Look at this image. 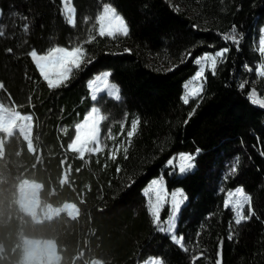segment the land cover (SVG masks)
<instances>
[{
	"label": "trees",
	"instance_id": "1",
	"mask_svg": "<svg viewBox=\"0 0 264 264\" xmlns=\"http://www.w3.org/2000/svg\"><path fill=\"white\" fill-rule=\"evenodd\" d=\"M104 2L125 19L128 35L96 36L86 44L92 62L86 59L87 67L67 87L50 90L31 58L15 47L17 37L0 38V106L32 116L28 141L17 130L0 132V264H22L25 238L53 241L57 264H143L150 257L163 264H215L221 240L222 264H264V107L248 99L252 89L264 98V79L252 85L261 60L255 43L264 26V0H74L76 29L65 24L59 0H0V21L10 26L8 32L20 24L13 13L28 16L29 45L66 46L85 38L81 17L95 14ZM233 26L242 37L239 50L222 39ZM9 46L15 54L5 51ZM225 47L229 52L215 74L204 75L202 98L183 103L184 82L198 71L194 59ZM103 71L111 72L120 101L105 94L91 100L87 82ZM94 104L108 117L103 132L111 127L116 135L124 123L117 138L124 146L132 119H139L127 159L124 146L115 160L107 149L83 159L67 150L75 124ZM178 153L194 154L195 167L167 176L166 163ZM237 156L236 173L228 175ZM163 171L167 189L180 188L187 197L176 232L185 236L187 252L156 229L146 207L142 190ZM23 182L39 184V208L72 204L76 217L61 212L33 221L18 203ZM237 187L251 195L254 211L238 226L223 204V193ZM167 213L166 206L162 221ZM199 252L203 256L194 261Z\"/></svg>",
	"mask_w": 264,
	"mask_h": 264
},
{
	"label": "snow or ice",
	"instance_id": "2",
	"mask_svg": "<svg viewBox=\"0 0 264 264\" xmlns=\"http://www.w3.org/2000/svg\"><path fill=\"white\" fill-rule=\"evenodd\" d=\"M59 12L66 25L73 29L78 26L77 23V8L74 4V0H59ZM13 16L20 20V24L17 29H12L6 32V28L10 26L5 25L0 21V38H9L15 35L17 37L15 47L21 49L25 55L31 58L39 71L40 76L46 82L47 87L50 90L59 89L61 87H67L71 79L75 74L84 70L87 67V63H91L92 60L88 59V53L85 45L91 43L96 36L108 37L115 39L118 36L128 35V26L125 19L117 12L116 8L110 3L104 2L100 5L95 14H87L81 17V25L87 27H81L80 31L84 34L85 38H74L67 42L66 46L60 45L58 42L49 41V46L42 49H36L34 46L29 45V41L26 38L30 32V20L28 16H22L19 13H13ZM24 35L21 36L19 33ZM261 37L259 41V53L261 60L257 63L255 72L257 76L264 77V28L260 29ZM242 37L236 31V27L233 26L229 33L222 35L224 41H231L237 46L239 50V43ZM8 53H13V46H9L5 49ZM125 51H129L125 49ZM229 52V48L217 50L214 54L204 53L202 56L196 57L194 63L199 66L195 75L184 84V94L181 99L183 103L188 104L191 99L201 97L206 84V77L204 73L207 70L212 71L215 74L217 63H222L226 53ZM15 54V53H13ZM190 55V53H189ZM247 67V70L251 72L253 69ZM111 72L103 71L94 75L88 82L87 87L90 90L91 100L98 101L100 91L106 92V94L116 100H120L119 87L109 82ZM241 89L245 87V83H241L239 86ZM0 90H5V85L0 81ZM202 98V97H201ZM248 99L251 103L264 107V98H260L257 95L255 89H252L248 93ZM8 100L14 105V101L11 100V94H8ZM0 104H4L3 99L0 98ZM198 106V105H197ZM195 109H193V112ZM193 113H189L191 117ZM32 118L31 115L28 117ZM108 117L104 115L102 109L97 106H91L90 110L84 115L83 119L76 123L74 126L75 134L72 137L70 143L67 145V150L78 154V158L83 159L86 154H102L105 149L108 150V158L115 160L121 151V147L125 145L124 140H120L119 143L112 145L108 144V141H115L118 137L124 135V123L120 124V131L113 135L112 128L109 127L106 132L102 131L104 121ZM140 121L138 118H134L131 121L129 130L127 131L126 144L123 147L124 158L127 159L128 148L131 146L132 137L138 129ZM67 131V129H65ZM199 149L196 150L198 155ZM195 155L194 154H179L178 157L169 159L167 164L173 168L178 167L181 174L190 172L195 167ZM264 155V151L261 152ZM177 163L174 164L173 161ZM239 164V157H235L228 175L236 173ZM120 169L117 168V172ZM227 179V176L225 177ZM134 182V181H133ZM129 186H131L129 184ZM221 191H224L222 188ZM143 194L147 197L146 207L152 217L153 224L159 232L167 233L170 236L171 241L178 245L185 252L189 251L185 244V236L176 234L177 232V220L179 219V213L181 206L187 200L182 190H174L171 193L168 192L164 183L163 176L157 179H153L143 189ZM252 197L250 194H246L243 187H237L234 191H228L224 200V207L231 208L234 214V224L240 225L242 222L251 219L254 215V211L251 206ZM170 205V212L166 220H161V210L165 202ZM247 207V215H245V208ZM229 228L232 229V222L229 224ZM199 237L200 233L196 234ZM228 239H233L232 231L228 235ZM191 243V242H189ZM196 247H199L198 241ZM222 248L223 241L221 240L218 245L217 260L215 264H222ZM195 251V249H193ZM203 256V252L197 253L193 260H198ZM144 264H163L159 259L147 260Z\"/></svg>",
	"mask_w": 264,
	"mask_h": 264
},
{
	"label": "rangeland",
	"instance_id": "3",
	"mask_svg": "<svg viewBox=\"0 0 264 264\" xmlns=\"http://www.w3.org/2000/svg\"><path fill=\"white\" fill-rule=\"evenodd\" d=\"M262 28H264V26ZM260 29L256 32L257 38H256V43H255V49H256V51L258 53H259L258 49H259V46H260L259 45V41H260V37H261ZM259 55H260V53H259ZM198 68H199V66H198ZM207 71L212 72V71L206 69L205 73ZM205 73H204V75H205ZM255 75H256V79L254 80V83L252 84L253 86L254 85L256 86V84H258V82H260V80L264 79V77L257 76L256 72H255ZM192 77L187 79L184 82V84L187 81H189ZM101 94L107 95L106 92H104V91H100L98 93V95H101ZM108 97L113 99V100H115V101H120V100H116V99H114V98H112L110 96H108ZM2 112L0 113L1 116H6V117H9V118L11 117V118H14V119H20V123L19 124L20 125L22 124L23 127H22V129H18L17 128L18 129L17 131H19L20 134L28 141L29 134H30V129H31V123H30L31 121L30 122L27 121L25 117L19 116L17 113L7 112L5 110H3ZM16 114H17V117H15ZM13 127L14 126L12 125L11 128H13ZM3 128H5V127L3 125H0V132L5 133V131H3L4 130ZM13 132L14 131L10 130L9 132H7L5 134L6 135H10ZM122 140H124V139H122ZM108 142H109L110 145H112V144H115V143H119L120 141H118V139H117L115 141H108ZM29 147H30V149L32 148V146L30 144H29ZM179 154H181V153L173 155L170 159H172L174 157H178ZM184 154H188V153H184ZM173 163L176 164L177 161L174 160ZM166 168H167V170H166L167 176H171L173 173L176 176H183L184 175V174H181L179 172L178 167L173 168L172 166H169L166 163ZM160 176H163L164 183L166 185V177L164 176V171L161 172L158 177H155L153 179H157ZM149 182L147 183V185L149 184ZM39 189H40V186H39V184H36V183L23 182V183L19 184V186H18V192L20 194V202H21L22 206L24 207L23 210H24V212L27 215H29L31 217V219L33 221H35V222L48 221V220H51V219L55 218L61 212L67 213L70 217L77 213L76 207L74 205H72V204H64V206H62V208H53V207H49V206H45V207L39 208V205H40L39 198H38ZM178 189L181 190L180 188H175V189H172V190H168L167 189V190H168L169 193H171L172 191L178 190ZM234 190H227V191H225L223 193V204H224V200H225V198L227 196V192L228 191H234ZM142 193H143V190H142ZM145 198L147 200V197H145ZM166 206L168 207V213H167V216H168V214L170 212V205L168 204L167 201L164 203V206H163L162 210ZM245 215H247V207L245 208ZM233 216H234V214H233ZM166 218H165V220H166ZM164 234H167V233H164ZM25 242H26V254L24 255V259H23L22 264H57V253H56L55 245H54L53 241H51V240L28 239L27 238ZM153 259H158V258L150 257L147 260H153ZM91 264H101V262L93 261Z\"/></svg>",
	"mask_w": 264,
	"mask_h": 264
},
{
	"label": "crops",
	"instance_id": "4",
	"mask_svg": "<svg viewBox=\"0 0 264 264\" xmlns=\"http://www.w3.org/2000/svg\"><path fill=\"white\" fill-rule=\"evenodd\" d=\"M3 111V109L1 108V106H0V113ZM3 113V112H2ZM26 118V120L27 121H29L30 122V119L28 118V117H25ZM20 123V119H14V118H9V117H6V116H1L0 115V125H3L5 128H3L4 130L3 131H5V133H7V132H9L10 130H12V131H16V130H18L17 129V127L20 125L19 124ZM31 123V122H30ZM12 125L14 126L13 128H11L12 127ZM30 135V134H29ZM29 140V139H28ZM18 194H19V192H18ZM18 203H19V205H20V207L22 208V209H24V207L22 206V204H21V202H20V194H19V197H18ZM64 206V205H63ZM60 208H62V207H60ZM24 211V210H23ZM76 215H77V213L75 214V215H72L71 216V218H74V217H76ZM26 239L27 238H25L24 240H23V243H24V255L26 254ZM57 261H58V256H57Z\"/></svg>",
	"mask_w": 264,
	"mask_h": 264
},
{
	"label": "built area",
	"instance_id": "5",
	"mask_svg": "<svg viewBox=\"0 0 264 264\" xmlns=\"http://www.w3.org/2000/svg\"><path fill=\"white\" fill-rule=\"evenodd\" d=\"M15 117H17V114L15 115ZM22 127H23V125L21 124V125H19L17 128H18V129H22Z\"/></svg>",
	"mask_w": 264,
	"mask_h": 264
}]
</instances>
